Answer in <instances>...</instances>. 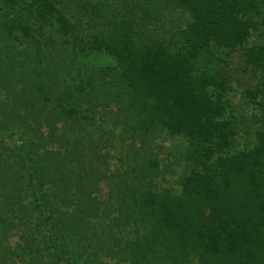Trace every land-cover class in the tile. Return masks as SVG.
I'll use <instances>...</instances> for the list:
<instances>
[{"label":"trees","instance_id":"obj_1","mask_svg":"<svg viewBox=\"0 0 264 264\" xmlns=\"http://www.w3.org/2000/svg\"><path fill=\"white\" fill-rule=\"evenodd\" d=\"M158 1L163 34L149 31L146 18ZM80 3L101 15L89 0ZM112 8L100 37L81 35L82 24L55 0H0V70L28 52L39 61L55 56L54 37H69L73 53H84L76 56L84 67L66 79L55 106L71 121H87L85 137L96 135L115 161L97 169L108 186L106 200L83 212L80 201L66 204L69 211L62 204L57 217H44L45 226L54 218L66 224L57 248L27 257L34 252L31 233L24 246H1L0 264H87L98 247L114 264L120 258L126 264H264V0H117ZM165 14L172 18L167 25ZM98 54L112 62L89 60ZM96 82L122 92L117 127L89 122L91 110H81L85 101L77 104L83 86ZM22 141L17 155L28 178L19 192L27 190L44 215ZM163 151L177 171L167 189L157 180ZM66 154L71 165L72 153ZM2 218L3 237L18 234L11 216ZM107 226L125 232L123 245ZM97 228L105 234L98 237Z\"/></svg>","mask_w":264,"mask_h":264},{"label":"rangeland","instance_id":"obj_2","mask_svg":"<svg viewBox=\"0 0 264 264\" xmlns=\"http://www.w3.org/2000/svg\"><path fill=\"white\" fill-rule=\"evenodd\" d=\"M116 2L117 0H89L90 5L98 6L101 14L95 17L89 13L88 6L87 8L82 6L80 0H55V4L68 13V17L75 25L82 24L79 26L81 35H86L87 32L91 35L101 33L100 37L107 32L103 29L104 24L105 21L111 19L114 12L112 6ZM157 4L155 9H151L146 15L150 22L149 31L159 27L156 21L160 17L163 3L158 1ZM162 20L163 24L167 25L172 21L171 15L165 14ZM90 23L94 25L92 28L88 26ZM158 30L162 34L165 33V27ZM55 39L60 48L55 52V56L47 53L39 61L38 57L37 60L33 58V52L27 51L28 53L21 56V59L18 58V61L16 60L10 68L0 70V209L4 213L1 215L3 218L1 216L0 218L11 216L17 224V228L12 233H18L5 239L6 237H3L5 222L0 220V247H14L17 243L24 246L25 237H29L31 233L36 234L35 240H31L34 252L29 256V252H26L27 257L33 256L38 248H44L48 251L47 253L51 252L54 247H58V236L64 234L66 224L65 226L57 225L58 223L52 221L54 218L50 219L52 223L50 226H45L43 222L45 216L57 217L60 212H56L58 211L56 209L61 208L62 204L68 208L66 204L71 203L70 205L74 206L72 203L80 201L79 204L82 205L80 210L89 211L91 204L101 203L107 199L108 186L105 180L98 178L100 174L97 173V169L106 167L108 170V163L111 167L115 164V161L111 162L112 158L110 162L107 159L110 153L105 155V151H111L108 145L107 148H101L99 142L96 141V135L85 137L86 125L89 124L86 120V122L71 121L63 116L55 106L61 89L64 86L68 87L66 79L73 74L75 76L78 69L84 67L76 63V56L83 57L84 55L81 48L74 51L75 55L70 46L69 37H54ZM101 53L104 52H99ZM99 54L92 55L89 60L95 61L97 58L101 66L107 61L102 63L100 60L105 59L108 60L107 63L112 62L111 55L109 57L106 54ZM236 61L239 62V60ZM234 74L242 76L241 72L234 71ZM78 78L73 84H79ZM105 83L102 85L96 82L93 87L84 85L82 94L84 93L85 97L79 95L77 104L85 101L84 104L81 103L82 108H80L84 113L86 109L91 110L92 115L89 116V122L102 120L107 128L113 125L117 127L119 119L115 115H122L123 103L120 99L122 92L109 89ZM233 86L238 91L236 82L232 84ZM38 87L42 90L38 91ZM23 139L26 141L25 154L28 159L26 164L29 165V171L34 176L41 204L45 206L44 215H40L27 190L24 189L25 196L19 192L22 185H27L28 178L20 157L17 155ZM165 145L169 144L165 142ZM66 153H72L69 158H66L67 162L72 161L71 165L63 159ZM159 156L157 180L166 189L173 187L175 183L172 178L176 176L177 171L172 168L170 160L172 156H165L164 151L160 152ZM110 166L109 169H111ZM82 194H84L83 197H81ZM107 228L106 233L117 236L119 239L121 237L120 243L123 245L126 238L125 232L118 233V229L112 226H107ZM99 229L95 230L98 237L105 234L102 228ZM119 249L121 246L118 247ZM19 260L16 259L14 264H18ZM117 261V264H126L122 258ZM86 263L114 264L115 262L109 257L107 250L102 251L98 247ZM81 264L85 263L81 262Z\"/></svg>","mask_w":264,"mask_h":264}]
</instances>
